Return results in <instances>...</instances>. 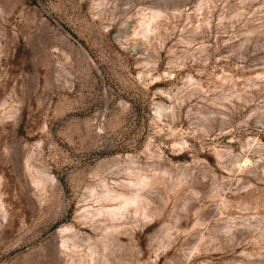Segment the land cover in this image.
I'll list each match as a JSON object with an SVG mask.
<instances>
[{
  "label": "rangeland",
  "instance_id": "obj_1",
  "mask_svg": "<svg viewBox=\"0 0 264 264\" xmlns=\"http://www.w3.org/2000/svg\"><path fill=\"white\" fill-rule=\"evenodd\" d=\"M0 264H264V0H0Z\"/></svg>",
  "mask_w": 264,
  "mask_h": 264
},
{
  "label": "bare ground",
  "instance_id": "obj_2",
  "mask_svg": "<svg viewBox=\"0 0 264 264\" xmlns=\"http://www.w3.org/2000/svg\"><path fill=\"white\" fill-rule=\"evenodd\" d=\"M110 196H111V195H110ZM112 197H113V196H112ZM110 198H111V197H110ZM129 199H131V198H129ZM132 199H133V198H132ZM127 201H128V200H125L126 203H127ZM132 201H133V200H132ZM134 201H135V200H134ZM129 202H131V201H129ZM124 204H125V203H124ZM127 204L129 205V203H127ZM123 207H124V206H123ZM113 211H114V210H113ZM117 212H118V210H117ZM121 212H122V211H121ZM121 212H120V213H121ZM111 213H113V212H111ZM112 216H114V215H112ZM116 216H117V215H116ZM114 218H115V217H114ZM112 219H113V218H112Z\"/></svg>",
  "mask_w": 264,
  "mask_h": 264
}]
</instances>
